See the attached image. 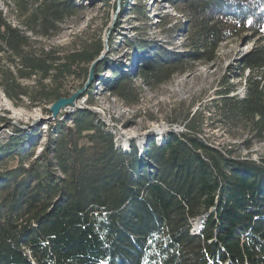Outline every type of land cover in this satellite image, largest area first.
I'll use <instances>...</instances> for the list:
<instances>
[{
	"label": "trees",
	"instance_id": "16d2710c",
	"mask_svg": "<svg viewBox=\"0 0 264 264\" xmlns=\"http://www.w3.org/2000/svg\"><path fill=\"white\" fill-rule=\"evenodd\" d=\"M11 1L21 12L15 26L0 5V89L16 105L52 104L69 95L72 80L87 79L104 44H41L38 36L74 14L72 3ZM168 2L190 15L186 51L128 39L141 64L131 71L102 59L95 74L112 72L107 89L135 105L143 85L186 74L194 61L213 63L221 43L248 33L254 46L237 76L243 94L226 80L204 113L186 115V130L170 128L142 152L135 142L117 147L87 109L50 121L38 154L32 137L41 134L14 127L0 141V264H264V155L216 146L204 129L206 114H216L215 129L243 137L247 150L264 142V0Z\"/></svg>",
	"mask_w": 264,
	"mask_h": 264
},
{
	"label": "rangeland",
	"instance_id": "374dc122",
	"mask_svg": "<svg viewBox=\"0 0 264 264\" xmlns=\"http://www.w3.org/2000/svg\"><path fill=\"white\" fill-rule=\"evenodd\" d=\"M64 1L72 3L74 14L64 16V22L60 21L58 28L52 30L49 37L38 36L41 44L66 47L79 40V37L91 41L100 39L104 44V58H109L110 64L116 68L131 71L138 69L142 54L125 44L128 39L144 40L145 47L150 46L152 49L163 46L174 54L186 51L184 35L190 15L175 10L168 0ZM145 1V14H137L135 10H141ZM0 5L7 20L18 26L21 12L18 5L11 0H0ZM249 36L246 33L221 43L217 59L213 63L194 61L189 72L177 74L170 81L155 88L143 85L138 79L137 83L143 85V91L135 105L125 104L107 89L106 83L112 77L109 70L98 75L94 73V81L70 106L72 109H69L68 114L65 115L67 109H63L57 117L44 110V107L50 109L53 103L28 107L29 102L24 100V105H16L0 89V141H7L17 134L14 127L30 136L39 132L41 135L37 140L36 135L32 137L35 153L38 154L44 147L46 138L42 135L50 121L67 122L71 115L87 109L96 114L102 129L115 136L117 147L128 151L131 149L130 144L135 142L138 152H142L152 140L158 143L164 141L165 133L161 131L170 128L186 130V115L204 113L205 107L212 105L217 97V89L226 80L239 85L237 93L243 94L245 80L237 76L241 73V58L254 46L253 42H247ZM88 78L89 74L86 80L71 79L73 88L65 97L82 89ZM206 115L209 118L204 126L206 137H210L216 146L239 145L240 155L251 154L254 158L264 155V142H254L252 148L247 150L243 137H232L221 128L215 129L213 125H219L216 114Z\"/></svg>",
	"mask_w": 264,
	"mask_h": 264
},
{
	"label": "water",
	"instance_id": "95a60500",
	"mask_svg": "<svg viewBox=\"0 0 264 264\" xmlns=\"http://www.w3.org/2000/svg\"><path fill=\"white\" fill-rule=\"evenodd\" d=\"M105 56V51L103 50L101 52V54L97 57V59L93 62L91 68H90V72H89V78L88 81L86 82L85 86L82 89H79L78 91H76V93L72 94L69 97H61L58 100H56L52 105H51V112L53 114L54 117H57L58 114L63 110L66 109L68 106H71L74 104L75 100L81 95L83 94L88 88L89 86L92 84V82L95 79V68L98 65V63L104 58ZM170 129L167 130H163L161 132H167Z\"/></svg>",
	"mask_w": 264,
	"mask_h": 264
},
{
	"label": "bare ground",
	"instance_id": "6f19581e",
	"mask_svg": "<svg viewBox=\"0 0 264 264\" xmlns=\"http://www.w3.org/2000/svg\"><path fill=\"white\" fill-rule=\"evenodd\" d=\"M69 109H72L71 107H69L67 110H66V113H68L69 112Z\"/></svg>",
	"mask_w": 264,
	"mask_h": 264
},
{
	"label": "built area",
	"instance_id": "2783aa9c",
	"mask_svg": "<svg viewBox=\"0 0 264 264\" xmlns=\"http://www.w3.org/2000/svg\"><path fill=\"white\" fill-rule=\"evenodd\" d=\"M68 107H70V106H68ZM68 107L66 109H68ZM66 109H64V110H66Z\"/></svg>",
	"mask_w": 264,
	"mask_h": 264
}]
</instances>
